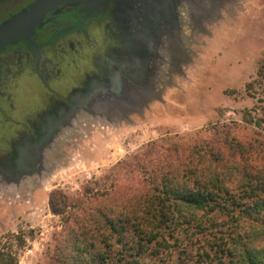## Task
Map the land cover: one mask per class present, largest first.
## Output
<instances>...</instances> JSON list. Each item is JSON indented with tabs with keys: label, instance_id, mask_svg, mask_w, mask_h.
Here are the masks:
<instances>
[{
	"label": "rangeland",
	"instance_id": "rangeland-1",
	"mask_svg": "<svg viewBox=\"0 0 264 264\" xmlns=\"http://www.w3.org/2000/svg\"><path fill=\"white\" fill-rule=\"evenodd\" d=\"M189 3L193 25L189 8L180 5L181 37L168 43L158 73L138 70L157 77V88L122 79L123 86L105 89L111 99L97 103L110 116L84 112L35 168L0 172V240L22 233L18 264H46L63 230L62 217L49 206L52 190L77 198L88 182H103L110 173L125 182L123 162L150 142L210 125L229 124L237 135L264 139V0Z\"/></svg>",
	"mask_w": 264,
	"mask_h": 264
},
{
	"label": "trees",
	"instance_id": "trees-1",
	"mask_svg": "<svg viewBox=\"0 0 264 264\" xmlns=\"http://www.w3.org/2000/svg\"><path fill=\"white\" fill-rule=\"evenodd\" d=\"M123 163L125 182L50 192L63 230L46 264H264V139L210 125ZM24 242L1 239L0 264H18Z\"/></svg>",
	"mask_w": 264,
	"mask_h": 264
},
{
	"label": "flooded vegetation",
	"instance_id": "flooded-vegetation-1",
	"mask_svg": "<svg viewBox=\"0 0 264 264\" xmlns=\"http://www.w3.org/2000/svg\"><path fill=\"white\" fill-rule=\"evenodd\" d=\"M37 1L0 0V24ZM194 1L66 0L48 7L31 34L0 51V172L42 163L84 112L110 116L97 103L111 99L105 89L123 86L122 79L157 88V77L138 70L158 73L168 43L181 37L179 6ZM188 18L192 27L190 8Z\"/></svg>",
	"mask_w": 264,
	"mask_h": 264
},
{
	"label": "water",
	"instance_id": "water-1",
	"mask_svg": "<svg viewBox=\"0 0 264 264\" xmlns=\"http://www.w3.org/2000/svg\"><path fill=\"white\" fill-rule=\"evenodd\" d=\"M66 0H39L24 11L0 24V51L20 37L29 35L34 26L42 20L43 12L54 4Z\"/></svg>",
	"mask_w": 264,
	"mask_h": 264
},
{
	"label": "bare ground",
	"instance_id": "bare-ground-1",
	"mask_svg": "<svg viewBox=\"0 0 264 264\" xmlns=\"http://www.w3.org/2000/svg\"><path fill=\"white\" fill-rule=\"evenodd\" d=\"M48 7H49V6H48ZM46 9H47V8H46ZM44 11H45V10H44ZM41 22H42V21H40V22L37 23V24H40ZM37 24H36V25H37ZM36 25H35V26H36ZM35 26H34V28H35ZM33 30H34V29H33ZM32 32H33V31H32ZM32 32H31V33H32ZM31 33H30V34H31ZM25 36H27V35H25Z\"/></svg>",
	"mask_w": 264,
	"mask_h": 264
}]
</instances>
